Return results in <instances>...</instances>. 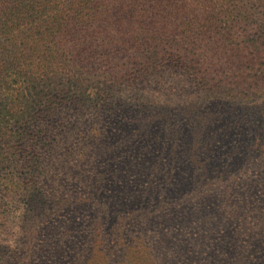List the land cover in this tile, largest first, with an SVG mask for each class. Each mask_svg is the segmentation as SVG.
Segmentation results:
<instances>
[{
	"label": "rangeland",
	"instance_id": "obj_1",
	"mask_svg": "<svg viewBox=\"0 0 264 264\" xmlns=\"http://www.w3.org/2000/svg\"><path fill=\"white\" fill-rule=\"evenodd\" d=\"M253 7L234 27L240 48L258 42L237 57L253 66L238 105L168 61L102 107L37 110L43 170L15 172L30 189L0 215V264H264V0Z\"/></svg>",
	"mask_w": 264,
	"mask_h": 264
},
{
	"label": "trees",
	"instance_id": "obj_2",
	"mask_svg": "<svg viewBox=\"0 0 264 264\" xmlns=\"http://www.w3.org/2000/svg\"><path fill=\"white\" fill-rule=\"evenodd\" d=\"M253 2L0 0L3 219L10 204L14 209L16 200L30 189L16 181L15 172L43 170L41 141L46 138L37 115L42 106L56 114L102 107L117 97L120 86L134 82L133 77L138 80L145 71L158 75L168 61L191 65L187 72L192 82L221 107L229 100L238 105L250 99L253 66L237 57L258 42L240 48L234 27L240 22L248 30ZM161 46L168 52L163 54ZM235 147L239 155L247 150L244 145ZM221 148L217 145L209 153L218 154ZM235 160L228 156L225 161ZM246 195L249 201V188ZM214 243L202 240L200 247L208 259Z\"/></svg>",
	"mask_w": 264,
	"mask_h": 264
}]
</instances>
